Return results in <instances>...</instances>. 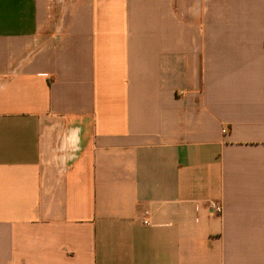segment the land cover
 Listing matches in <instances>:
<instances>
[{
    "label": "crops",
    "instance_id": "0c3cea01",
    "mask_svg": "<svg viewBox=\"0 0 264 264\" xmlns=\"http://www.w3.org/2000/svg\"><path fill=\"white\" fill-rule=\"evenodd\" d=\"M0 264H264V0H0Z\"/></svg>",
    "mask_w": 264,
    "mask_h": 264
},
{
    "label": "built area",
    "instance_id": "2783aa9c",
    "mask_svg": "<svg viewBox=\"0 0 264 264\" xmlns=\"http://www.w3.org/2000/svg\"><path fill=\"white\" fill-rule=\"evenodd\" d=\"M223 131L226 132V129H224ZM210 209L213 213H221L223 210L222 205L219 204L218 202H214V201L210 202ZM145 213H147V212H145ZM144 223L149 224V221L144 220Z\"/></svg>",
    "mask_w": 264,
    "mask_h": 264
}]
</instances>
